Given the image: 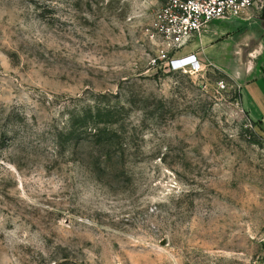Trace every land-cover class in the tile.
I'll list each match as a JSON object with an SVG mask.
<instances>
[{"label":"rangeland","instance_id":"1","mask_svg":"<svg viewBox=\"0 0 264 264\" xmlns=\"http://www.w3.org/2000/svg\"><path fill=\"white\" fill-rule=\"evenodd\" d=\"M159 2L0 0V264H264V130Z\"/></svg>","mask_w":264,"mask_h":264},{"label":"crops","instance_id":"2","mask_svg":"<svg viewBox=\"0 0 264 264\" xmlns=\"http://www.w3.org/2000/svg\"><path fill=\"white\" fill-rule=\"evenodd\" d=\"M249 9L240 17L213 20L175 57L194 54L204 68L220 70L238 88L249 118L264 128V20Z\"/></svg>","mask_w":264,"mask_h":264},{"label":"built area","instance_id":"3","mask_svg":"<svg viewBox=\"0 0 264 264\" xmlns=\"http://www.w3.org/2000/svg\"><path fill=\"white\" fill-rule=\"evenodd\" d=\"M258 0H160L150 30L160 41V57L169 69L188 74L204 71L194 54L176 58L175 53L200 35L215 19L240 17ZM226 88L224 82L219 83Z\"/></svg>","mask_w":264,"mask_h":264},{"label":"trees","instance_id":"4","mask_svg":"<svg viewBox=\"0 0 264 264\" xmlns=\"http://www.w3.org/2000/svg\"><path fill=\"white\" fill-rule=\"evenodd\" d=\"M259 127L262 129V130H264V128L263 127H261V125L259 124Z\"/></svg>","mask_w":264,"mask_h":264}]
</instances>
